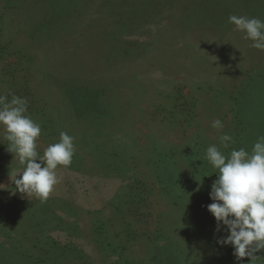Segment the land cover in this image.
<instances>
[{
    "label": "rangeland",
    "instance_id": "rangeland-1",
    "mask_svg": "<svg viewBox=\"0 0 264 264\" xmlns=\"http://www.w3.org/2000/svg\"><path fill=\"white\" fill-rule=\"evenodd\" d=\"M232 15L264 20V0H0V94L27 98L41 156L61 131L76 147L42 202L16 190L23 168L0 129L2 259L238 264L207 209L218 173L206 149L251 152L264 136V51ZM155 151L174 156L157 170L176 167L180 196L162 188Z\"/></svg>",
    "mask_w": 264,
    "mask_h": 264
},
{
    "label": "clouds",
    "instance_id": "clouds-1",
    "mask_svg": "<svg viewBox=\"0 0 264 264\" xmlns=\"http://www.w3.org/2000/svg\"><path fill=\"white\" fill-rule=\"evenodd\" d=\"M229 23L252 41L253 48L264 51V20L232 15ZM28 103L26 97L11 94L9 100L8 95L0 94V129L6 133L8 151L23 168L14 181L16 190L44 202L61 180L58 166L67 168L72 163L75 138L61 131L59 142L50 144L41 156L37 150L41 126L28 114ZM212 127L222 130L224 125L215 119ZM219 140L223 148L234 143L227 133ZM206 159L218 173L207 209L216 220L217 231L223 227L227 233L218 243L232 246L238 264L245 257L249 264H264V256L257 255L264 250V136L257 138L251 152L233 148L225 155L215 144L210 145Z\"/></svg>",
    "mask_w": 264,
    "mask_h": 264
},
{
    "label": "trees",
    "instance_id": "trees-1",
    "mask_svg": "<svg viewBox=\"0 0 264 264\" xmlns=\"http://www.w3.org/2000/svg\"><path fill=\"white\" fill-rule=\"evenodd\" d=\"M165 155V158H167V162H169V163H172V161L171 160H173L174 158V156L172 155V153H171V151H164V153L163 152H157V151H155V160L156 161H154L155 163H156V170H157V168L159 167L158 166V161H157V159H158V155H161V157H162V155ZM168 158H172L171 160H169ZM162 158H160V160H161ZM198 164V163H197ZM197 164H195V161H194V164H193V166H196ZM166 167H164L163 166V169L161 170V172L159 171V170H157V172H158V175H159V180L161 181V183L162 184H165L164 185V187H162V188H164L165 190V192H167V194H176V190H175V186H174V183H173V181H174V179L176 180V181H179V179L177 178V173H173L174 171H175V168L176 167H173V168H171V165H165ZM168 168H171V169H168ZM181 172H179V174H180ZM190 174H192V176H196L194 173H193V171H190L189 172ZM164 181V182H163ZM183 191L184 190H179L178 191V193L176 194V195H179L180 196V194H182L183 193ZM40 224H42V222H39V223H37V224H35V226H36V228H35V232L37 233V235H39L40 234V236L39 237H45V236H41L43 233H41L40 232V230H39V226H40ZM20 232L21 231H18L17 232V235H19V236H21L20 235ZM19 236H18V238H19ZM26 237V236H25ZM19 239H18V241H13V242H17L18 243V245H20L19 244ZM101 241H103V243H105V241L104 240H101ZM28 242H26L25 241V245L27 244ZM49 244V243H48ZM105 244H107L106 246L108 247V248H111L112 247V245H111V243L110 242H107V243H105ZM53 245V244H52ZM105 246V245H104ZM58 250H59V248H57ZM161 248H159V249H157L156 250V252H155V254H154V256H156V259H158L159 258V255L161 254L162 255V252H161ZM164 250V249H163ZM17 253H21V255L22 254H25L27 251H26V249H20V250H17L16 251ZM20 255V257L22 258V256ZM39 257V256H38ZM29 259H33L32 261H30V263H28L27 261H28V259L26 260V258H23V260L21 261L22 263H24V264H43L44 262L43 261H41L40 262V260H38V259H34V258H32V257H29ZM46 260V259H45ZM25 261V262H24ZM40 262V263H39ZM0 264H8V261H6V260H4V259H2L1 257H0Z\"/></svg>",
    "mask_w": 264,
    "mask_h": 264
}]
</instances>
